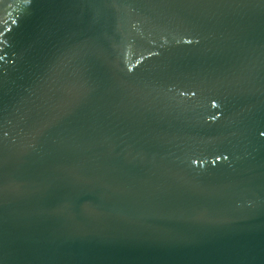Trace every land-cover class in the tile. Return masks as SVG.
I'll return each instance as SVG.
<instances>
[{"label": "water", "instance_id": "1", "mask_svg": "<svg viewBox=\"0 0 264 264\" xmlns=\"http://www.w3.org/2000/svg\"><path fill=\"white\" fill-rule=\"evenodd\" d=\"M0 264H264V0H0Z\"/></svg>", "mask_w": 264, "mask_h": 264}]
</instances>
